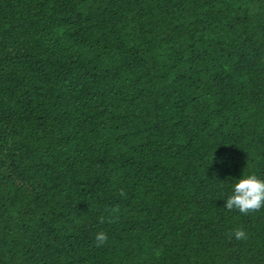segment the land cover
Listing matches in <instances>:
<instances>
[{"label": "trees", "instance_id": "16d2710c", "mask_svg": "<svg viewBox=\"0 0 264 264\" xmlns=\"http://www.w3.org/2000/svg\"><path fill=\"white\" fill-rule=\"evenodd\" d=\"M243 172L264 0H0V264H264Z\"/></svg>", "mask_w": 264, "mask_h": 264}, {"label": "clouds", "instance_id": "9594fccd", "mask_svg": "<svg viewBox=\"0 0 264 264\" xmlns=\"http://www.w3.org/2000/svg\"><path fill=\"white\" fill-rule=\"evenodd\" d=\"M223 164V161H219ZM232 193L224 201L223 207L232 210L237 209L240 213L247 214L249 211H258L264 208V179L259 178L255 174L243 172L242 175L233 179ZM237 240L245 238L243 229L234 231ZM96 240L102 244L107 240L104 232L96 234Z\"/></svg>", "mask_w": 264, "mask_h": 264}, {"label": "bare ground", "instance_id": "6f19581e", "mask_svg": "<svg viewBox=\"0 0 264 264\" xmlns=\"http://www.w3.org/2000/svg\"><path fill=\"white\" fill-rule=\"evenodd\" d=\"M127 142H128V141H127ZM165 142H166V141H165ZM139 149H140V148H139ZM150 152H151V151H150ZM22 241H23V240H22ZM22 241H21V242H22ZM21 246H22V245H21ZM21 248H22V247H21Z\"/></svg>", "mask_w": 264, "mask_h": 264}]
</instances>
